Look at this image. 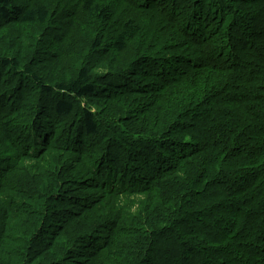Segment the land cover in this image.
<instances>
[{"label":"trees","instance_id":"1","mask_svg":"<svg viewBox=\"0 0 264 264\" xmlns=\"http://www.w3.org/2000/svg\"><path fill=\"white\" fill-rule=\"evenodd\" d=\"M0 264H264V0H0Z\"/></svg>","mask_w":264,"mask_h":264}]
</instances>
